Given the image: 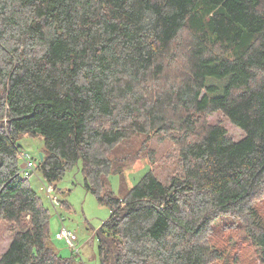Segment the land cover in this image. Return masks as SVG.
Returning <instances> with one entry per match:
<instances>
[{
    "label": "trees",
    "instance_id": "obj_1",
    "mask_svg": "<svg viewBox=\"0 0 264 264\" xmlns=\"http://www.w3.org/2000/svg\"><path fill=\"white\" fill-rule=\"evenodd\" d=\"M216 112L243 139L211 124ZM162 134L178 172L115 196L109 176L124 186L140 155L117 153ZM26 135L44 141L50 185L81 163L111 208L101 264L218 262L213 234L231 223L264 264V0H0V226L12 232L0 264H77L50 244V209L21 174Z\"/></svg>",
    "mask_w": 264,
    "mask_h": 264
},
{
    "label": "rangeland",
    "instance_id": "obj_2",
    "mask_svg": "<svg viewBox=\"0 0 264 264\" xmlns=\"http://www.w3.org/2000/svg\"><path fill=\"white\" fill-rule=\"evenodd\" d=\"M211 124H220L226 128L228 135L236 142L244 137V132L233 125L222 113L216 112L208 117ZM166 140L159 137H149V142L145 136L132 139L126 146L128 150H120L118 157L124 156L126 152H140L139 157L130 163L125 171H134L139 166L147 165L146 169L133 172L129 177L124 176V186L120 175L109 176V190L117 197H123L133 185L137 184L151 170L163 181H167L170 175L178 172L176 144L166 135ZM146 140V141H145ZM22 153L33 160L39 162V156L44 150V141L41 137L23 136L19 142ZM20 157V156H19ZM24 159H20L23 166ZM152 168V169H151ZM131 172V173H132ZM125 173V172H124ZM130 178V181H129ZM30 182L41 196L44 204L50 209V244L63 257L74 258L77 264H101L98 252V240L96 233L101 225L110 217L111 208L98 201L84 185L82 165L79 163L74 168L68 170L64 177L54 185L53 196L57 197L60 205L54 207L51 203L47 188L51 187L39 172H35L30 178ZM254 204L259 212L264 216V191L257 196ZM233 222V221H232ZM231 223V222H230ZM232 225L216 229L213 236L220 243L219 248L225 249L227 256L224 260L214 261L211 264H261L258 252L245 242V231L242 225L231 223ZM65 227L69 231L77 234V247L80 254H77L63 240L55 238L56 234ZM12 238L9 224L3 223L0 226V257L7 250ZM234 258H236L234 262Z\"/></svg>",
    "mask_w": 264,
    "mask_h": 264
},
{
    "label": "built area",
    "instance_id": "obj_3",
    "mask_svg": "<svg viewBox=\"0 0 264 264\" xmlns=\"http://www.w3.org/2000/svg\"><path fill=\"white\" fill-rule=\"evenodd\" d=\"M20 159L23 158L25 163H23L22 169H21V174L25 178H30L32 177L33 174L37 171V160H33L29 158L27 155L21 153ZM47 192L49 193L51 203L54 207H57L60 205V202L58 201L57 197L53 196L52 193L54 191V187L51 185V187L47 188ZM56 238L59 240H63L64 242L67 243L69 247H71L77 254H80V251L78 250L77 247V242H78V236L77 234L69 231L68 229H65L63 227L61 231H59L56 235Z\"/></svg>",
    "mask_w": 264,
    "mask_h": 264
},
{
    "label": "crops",
    "instance_id": "obj_4",
    "mask_svg": "<svg viewBox=\"0 0 264 264\" xmlns=\"http://www.w3.org/2000/svg\"><path fill=\"white\" fill-rule=\"evenodd\" d=\"M148 166L147 165H144V166H139V168L137 169H135L133 172H135V171H140V169H142V168H144V169H146ZM152 169V168H151ZM132 171H125V173H124V176H125V178L126 177H129L130 175L132 176L133 175V172L131 173ZM129 173H130V175H129ZM124 176H123V179H124ZM129 181H130V178H129ZM130 184H131V187H129V189L130 188H132L134 185L132 184V182L130 181ZM57 235V234H56ZM55 238H56V236H55Z\"/></svg>",
    "mask_w": 264,
    "mask_h": 264
},
{
    "label": "water",
    "instance_id": "obj_5",
    "mask_svg": "<svg viewBox=\"0 0 264 264\" xmlns=\"http://www.w3.org/2000/svg\"><path fill=\"white\" fill-rule=\"evenodd\" d=\"M42 160H43V154H40L39 161H42Z\"/></svg>",
    "mask_w": 264,
    "mask_h": 264
}]
</instances>
